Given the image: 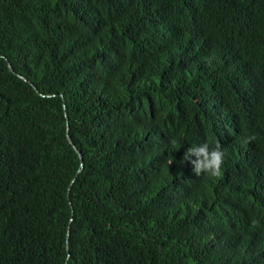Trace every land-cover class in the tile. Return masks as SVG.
<instances>
[{
	"label": "trees",
	"instance_id": "16d2710c",
	"mask_svg": "<svg viewBox=\"0 0 264 264\" xmlns=\"http://www.w3.org/2000/svg\"><path fill=\"white\" fill-rule=\"evenodd\" d=\"M0 264H264V0H0Z\"/></svg>",
	"mask_w": 264,
	"mask_h": 264
},
{
	"label": "clouds",
	"instance_id": "9594fccd",
	"mask_svg": "<svg viewBox=\"0 0 264 264\" xmlns=\"http://www.w3.org/2000/svg\"><path fill=\"white\" fill-rule=\"evenodd\" d=\"M254 139V136H249L245 142H250ZM224 157L225 153L219 143L212 148L209 147L208 143H202L189 147L183 155L182 162L190 163L193 166V172L198 177L204 174L212 178H220L222 176ZM172 162V159L167 161L169 165Z\"/></svg>",
	"mask_w": 264,
	"mask_h": 264
}]
</instances>
